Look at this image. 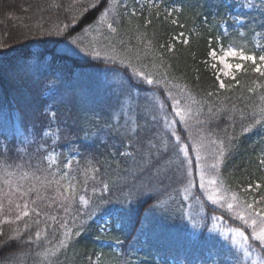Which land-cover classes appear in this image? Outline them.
Returning <instances> with one entry per match:
<instances>
[{
  "label": "trees",
  "instance_id": "trees-1",
  "mask_svg": "<svg viewBox=\"0 0 264 264\" xmlns=\"http://www.w3.org/2000/svg\"><path fill=\"white\" fill-rule=\"evenodd\" d=\"M177 2L180 11L169 17L121 11L114 21L117 31L110 34V60L59 52L63 43L97 22L108 7H94L99 0H0V264H237L229 246L207 234V225L192 236L185 214L188 199L176 190L189 166L184 154L177 158L173 150L175 137L165 146L170 132L164 122L152 119L153 91L136 90L126 102L132 119L139 116L141 136L156 145L151 153L148 139L134 151L126 139L121 143L122 134L116 129L109 133L104 124L109 112L122 115L114 93L126 71L131 73L125 68L131 59L155 74L161 89L171 88L173 95L191 102L190 130L181 123L172 131L185 144L202 142V165L214 162L223 146V162L217 170L208 169L221 190L248 200L264 194V187L245 191L264 184V122L253 121V113L264 106V76L241 59L240 71L221 75L209 55L210 48L232 43L246 55L258 54L253 24L259 13L240 14L242 27L224 33L222 26L231 24L227 0ZM218 78L225 88L219 87ZM56 110L62 119L49 128L45 113ZM38 129L54 130L39 151L36 144L43 140L35 136ZM50 151L57 153L55 165L44 155ZM192 152L195 176L199 160ZM193 180L191 200L196 195L202 200L198 179ZM24 204L27 217L22 216ZM202 205L232 227L250 232L226 209H213L205 201ZM109 214L118 216L119 225L111 216L110 229L101 232L102 218ZM36 231L42 232L40 241Z\"/></svg>",
  "mask_w": 264,
  "mask_h": 264
},
{
  "label": "snow or ice",
  "instance_id": "snow-or-ice-1",
  "mask_svg": "<svg viewBox=\"0 0 264 264\" xmlns=\"http://www.w3.org/2000/svg\"><path fill=\"white\" fill-rule=\"evenodd\" d=\"M116 0H99V3H94V7H104L105 5L114 4ZM152 7H156L155 0H153ZM261 7H264V0H261ZM110 11V8L108 9ZM108 11H104L100 20L101 24L107 23V28L111 32H116L117 29L113 27V23L107 22ZM179 9H173V12H178ZM133 16L136 15L135 12L132 13ZM171 15V13H169ZM152 21L150 19L146 20V24H151ZM172 23H176L175 20ZM71 33L65 36V40L69 38ZM183 34H181L182 36ZM241 37L244 36V33L239 34ZM72 44H76V40L70 41ZM183 43H188L187 40H184ZM258 43V42H257ZM169 52L173 51L169 47ZM99 55V53H97ZM209 55L213 60H216L220 65H222L224 72L223 75H231V70L235 69L236 71H240L242 69L241 64H229L227 62L226 57H239V59L243 61H250L255 66V71L259 73V75L264 76V46H260V52L254 55H245L243 51H237L233 48H229L228 51L222 55H217V51L214 48H210ZM114 57H108V59H113ZM138 58V57H137ZM257 61H259V66L257 65ZM121 64L124 63L123 60L120 61ZM216 63H213L211 67L213 69L216 68ZM126 70L131 69V73L125 74L124 80L121 82L118 89L115 91L114 95L116 96L117 106L122 110V115L119 117H114L112 112H109L104 119V124L106 130L111 133L113 129L117 130V135L122 134L121 143L126 139L133 150H136V146L143 147V141L148 139L149 144H151V139L147 137L141 136V125L139 123V116L135 120L132 119V116L128 113H123V109L126 106V102L133 98V93L136 90L141 91H153V100L154 103L152 105V119L153 121H163L166 129L170 132V136L168 141H165V146L170 142L171 137H175V144L172 146L173 150L176 153L177 158H179L180 153H183L185 157L188 156L190 149H194L197 155V159H200V149L204 146L202 142H198L193 140L192 144L183 143L182 137L179 133L172 131V126L176 124L185 125V130H190L189 125V116L192 112L191 102L185 103L184 100L178 98V95H173L171 88L164 87L161 89L160 80L157 79L156 75L153 73H148L143 70V68L138 65H134L129 59L128 64L125 66ZM162 78V77H161ZM232 79L235 80V76H232ZM165 81V85H166ZM155 85V89L145 88L144 85ZM218 84L221 89L225 88L226 85L223 80H219ZM211 95V93H210ZM261 100L264 101V96H261ZM211 111V110H210ZM125 115H127V119H125ZM259 117V118H257ZM45 118L48 119V127L52 126V121H59L62 119V116L59 115V110L52 111L50 114L45 113ZM114 119L117 122H113ZM253 121L256 124H260L264 122V106L260 108L259 113H253ZM198 123H203V121H198ZM41 132H43V136H41ZM36 137H40L43 140V143H37L36 147L39 151L43 144L49 143L48 140L43 139L44 137L49 136V133L44 129H38L35 132ZM59 139V138H58ZM55 143V141H53ZM156 147L155 144H151V147L148 148L149 153L152 152V148ZM54 151V149H53ZM47 158L48 162L55 161L57 158L55 156L48 155L47 152L44 154ZM224 157V148L220 146L217 150V159L208 165V168L211 170H217L219 165L223 162ZM43 162V161H42ZM180 164L183 165L184 161H180ZM260 164L264 166V159L260 160ZM70 166V165H69ZM23 178V177H22ZM158 179H163L160 177V174L157 173ZM182 187L177 188V193L179 194L181 191L184 194L185 199H189L191 195V189L193 187V179L192 173L187 168L183 170V176L181 179L176 181ZM5 183L11 187L12 181L5 180ZM59 184V181H56ZM264 184L261 182H257L254 185H250L249 188L245 189L246 192H251L253 190L259 191ZM199 188L206 195L208 201H210L213 205L225 207L227 211L233 213L234 218L238 219L242 222V224L246 227V229H250V232L246 234L245 230H241L240 228H231L229 229L230 239L228 241L229 248L233 252V254H241L244 258H252V264H264V260H261V254L264 253V194L260 196L259 200L253 198L252 200H248L247 198L241 199L234 192L231 195H227L223 192L222 185L217 183L216 175L214 172L206 171L203 166L200 168L199 175ZM35 191L36 189H31ZM104 190H108V186H104ZM65 191H72L74 194V189H70L68 186H65ZM61 199H69L67 196H61ZM81 202L87 206L88 200L84 199V197H80ZM196 203H201V198L199 195L195 197ZM12 201L9 200V203ZM2 207V206H0ZM17 208H20V205H16ZM201 207L203 205L201 204ZM67 211V208L65 209ZM29 215L28 205H23L22 216L27 217ZM19 218V217H18ZM215 219V217H213ZM52 219H55L53 217ZM67 235V233H65ZM42 236L41 231H36L35 239L36 241H40ZM60 246H64V241L60 242ZM54 255V253H53ZM223 264V262H221Z\"/></svg>",
  "mask_w": 264,
  "mask_h": 264
},
{
  "label": "rangeland",
  "instance_id": "rangeland-1",
  "mask_svg": "<svg viewBox=\"0 0 264 264\" xmlns=\"http://www.w3.org/2000/svg\"><path fill=\"white\" fill-rule=\"evenodd\" d=\"M177 1L178 0H155L156 7H152L153 0H116L114 4L108 5V7L104 11H108V9L110 8V11H108V17H107L108 23H113V20L116 21L117 18L120 16L121 11L125 14H132L133 12H135L136 15L140 14V12H146L147 17H149L152 14H155L157 16L164 15L165 17L166 16L169 17L170 16L169 13H171L172 15L173 9H180L181 5ZM227 5L232 8V10L229 11V14L231 15V18H230L231 24L226 23L222 26V30L224 31V33L229 32L231 29L238 30L239 28H241L242 25L244 24V20H243V17L239 15L243 13L248 14L253 11L255 14L259 13V15L254 16L255 18L254 24H253V29L255 30L254 31V42L259 49H260V46H264V14H263L264 12L263 13L261 12V10L264 11V7H261V0H227ZM102 14L97 20V22L92 25V27L87 29L83 34L73 38L74 40L77 41L76 44H72L70 42L73 39L68 40L60 46L59 52L66 53L69 55H74V56L78 55L82 57L84 56L97 57V56H102V55H105L107 57H114V50L112 49L113 35H110L113 32L108 30L107 23L105 24L100 23ZM262 14H263V18H262ZM113 27L116 28L115 23H113ZM92 33H94L95 41L97 42L95 45L93 44V40L91 41L89 39V35H91ZM94 36L91 35V38L93 39ZM229 48H233L237 51H242L241 49L237 48L233 43L228 44L227 46L222 45L216 49L218 57L224 55L228 51ZM88 49H90L92 52L89 53V51H87ZM97 53H99V55H97ZM226 59L229 64H232V65L240 64L239 57L229 56V57H226ZM110 60H114V58ZM213 61L217 62L216 60H213ZM218 65L220 67L219 73L223 75L224 69L222 65H220L219 63ZM234 71L235 69H232L231 73H233ZM118 75L120 78L123 77L122 73ZM111 80L114 81L115 78H112ZM123 113H127L126 106L123 109ZM125 116L127 118V115ZM172 129H173V126H172ZM48 133L50 136H53L54 130L50 129ZM192 153H195L194 155L197 159V155L194 149ZM48 155L55 156L57 158L56 152L50 151ZM185 158L187 160V165L189 166V171H191L192 173V168H193L192 164L194 162L190 160L189 154ZM200 159H197V161L199 160V162H197L196 164V168H197L196 175L193 176L192 174V179L193 178L198 179V187H199V175H200L201 166H203L206 171H208L209 169L208 168L209 164L202 165ZM55 161H52L49 163L51 165H55ZM16 178H20V177H16ZM193 187L191 189V195H190V198L188 199L187 208L185 210L186 220L188 223V227L190 231L192 232V236L193 237L197 236L199 232L204 228V226L207 225V234L209 235L213 234L215 236H218L225 244L229 246L228 241L230 239V233L228 230L231 228H235V227H232L231 225H229V223L225 221L222 216H219L214 212H209V213L206 212V209L204 208V206L201 207L200 204L196 203L195 198L191 200V197L195 196V192L192 191ZM1 190H3V188L0 187V191ZM197 192L202 196V200L207 202L213 209H218V210L226 209L225 207L213 205L210 201H208L206 198V195L202 192L200 188H199V191ZM202 200L201 202L203 204ZM213 217H215V219ZM234 260L236 261L237 264H252V258H244L241 254H238V253L234 255L233 261ZM261 260H264V256L262 254H261ZM179 264H183V263H179ZM208 264H215V263L210 262Z\"/></svg>",
  "mask_w": 264,
  "mask_h": 264
}]
</instances>
